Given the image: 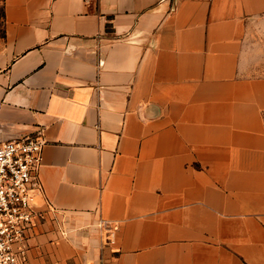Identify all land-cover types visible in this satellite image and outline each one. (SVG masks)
Listing matches in <instances>:
<instances>
[{"label": "crops", "instance_id": "1", "mask_svg": "<svg viewBox=\"0 0 264 264\" xmlns=\"http://www.w3.org/2000/svg\"><path fill=\"white\" fill-rule=\"evenodd\" d=\"M0 4V143L43 137L57 210L29 264H264V0Z\"/></svg>", "mask_w": 264, "mask_h": 264}, {"label": "built area", "instance_id": "2", "mask_svg": "<svg viewBox=\"0 0 264 264\" xmlns=\"http://www.w3.org/2000/svg\"><path fill=\"white\" fill-rule=\"evenodd\" d=\"M45 144L41 135L0 143V264H29L31 239L42 219L57 211L40 179ZM99 224L106 243L114 244L119 224Z\"/></svg>", "mask_w": 264, "mask_h": 264}, {"label": "rangeland", "instance_id": "3", "mask_svg": "<svg viewBox=\"0 0 264 264\" xmlns=\"http://www.w3.org/2000/svg\"><path fill=\"white\" fill-rule=\"evenodd\" d=\"M4 8L3 5L0 4V37L3 36V31H4ZM264 56V54H263Z\"/></svg>", "mask_w": 264, "mask_h": 264}, {"label": "trees", "instance_id": "4", "mask_svg": "<svg viewBox=\"0 0 264 264\" xmlns=\"http://www.w3.org/2000/svg\"><path fill=\"white\" fill-rule=\"evenodd\" d=\"M3 16H4V14H3Z\"/></svg>", "mask_w": 264, "mask_h": 264}]
</instances>
